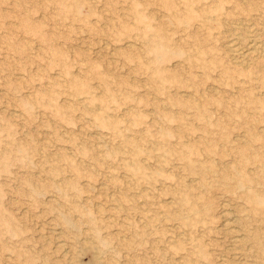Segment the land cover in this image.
Here are the masks:
<instances>
[{"label":"rangeland","instance_id":"374dc122","mask_svg":"<svg viewBox=\"0 0 264 264\" xmlns=\"http://www.w3.org/2000/svg\"><path fill=\"white\" fill-rule=\"evenodd\" d=\"M262 242L264 0H0V264Z\"/></svg>","mask_w":264,"mask_h":264},{"label":"bare ground","instance_id":"6f19581e","mask_svg":"<svg viewBox=\"0 0 264 264\" xmlns=\"http://www.w3.org/2000/svg\"><path fill=\"white\" fill-rule=\"evenodd\" d=\"M231 43H232V42H231ZM228 45H229V44H228ZM112 46H113V45H112ZM252 47H253V46H252ZM236 48H237V47H236ZM259 48H260V47H259ZM259 48H258L257 51H259ZM234 49H235V48H234ZM254 49H255V47H254ZM254 49H252V50H254ZM232 50H233V49H232ZM229 51H230V50H229ZM260 51H261V50H260ZM255 53H256V51H255ZM257 53H258V52H257ZM255 55H256V54H255ZM236 56H237V55H236ZM236 56H235V57H236ZM247 56H248V55H247ZM237 59H238V57H237ZM260 93H261V92H260ZM98 153H99V152H98ZM241 178H242V177H241ZM67 185H68V184H67ZM68 186H69V185H68ZM65 187H66V186H65ZM257 187H258V186H257ZM249 196H250V195H249ZM251 196H252V198H253V195H251ZM247 197H248V195H247ZM249 198H250V197H249ZM249 198H248V199H249ZM254 198H255V195H254ZM249 201H250V200H249ZM252 201H253V200H252ZM254 202H255V201H254ZM251 203H252V202H251ZM255 203L258 205L257 202H255ZM253 204H254V203H253ZM256 204H255V207H256ZM256 208H257V207H256ZM186 210H187V209H186ZM247 224H248V223H247ZM9 227H10V226H9ZM14 228H15V226H14ZM13 230H14V229H13ZM152 231H153V230H152ZM262 243H263V242H262ZM263 245H264V243H263ZM263 245H262V246H263ZM97 253H98V252H97ZM97 256H98V255H97ZM95 258H96V257H95ZM96 259H97V258H96ZM98 259H99V258H98ZM93 262H94V261H93ZM93 262H92V263H93ZM98 262H99V261H98ZM86 263H87V262H86ZM92 263H91V264H92ZM94 264H95V263H94ZM98 264H99V263H98Z\"/></svg>","mask_w":264,"mask_h":264}]
</instances>
